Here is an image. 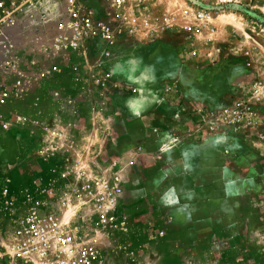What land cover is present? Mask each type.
Returning a JSON list of instances; mask_svg holds the SVG:
<instances>
[{
	"label": "rangeland",
	"instance_id": "obj_1",
	"mask_svg": "<svg viewBox=\"0 0 264 264\" xmlns=\"http://www.w3.org/2000/svg\"><path fill=\"white\" fill-rule=\"evenodd\" d=\"M63 1L38 0L47 11L45 19L23 20L0 36V84L6 80L4 44L11 39L22 70L38 75L35 93L62 89L72 98L79 109L63 120L93 134L106 161L123 155L124 165L129 150L144 145L145 154L123 169L128 231L112 237L113 263L264 264V98L257 103L255 127L225 154V141L187 130L184 118L169 126L175 115L165 110L170 101L162 91L171 84L175 89L169 96L185 94L193 103L249 98L250 84L264 80V0H198L212 12L204 27L183 15L186 0H151L175 22L153 34L134 33L116 54L118 63L124 56L134 64L141 60L146 74L141 78L163 107L145 113L137 112L134 102L129 113L122 110V95L97 94L83 59L42 51L41 42L50 41L64 12ZM129 77L140 79L133 73ZM44 98L43 117L53 119V101ZM93 101L113 111L91 118ZM31 112L25 114L36 119L41 114ZM46 147L39 125L0 127V251L24 211L25 193L61 161V151L50 157ZM253 184L257 188L247 191ZM220 196L229 201L228 209L221 207L218 217L214 203L208 220L206 201Z\"/></svg>",
	"mask_w": 264,
	"mask_h": 264
},
{
	"label": "built area",
	"instance_id": "obj_2",
	"mask_svg": "<svg viewBox=\"0 0 264 264\" xmlns=\"http://www.w3.org/2000/svg\"><path fill=\"white\" fill-rule=\"evenodd\" d=\"M63 2L64 12L50 41L41 42L42 51L83 59L97 94L129 90L114 68L116 54L130 36L140 31H163L175 22L168 13L156 10L151 0ZM211 13L201 2L190 0L183 8V15L202 27L210 22ZM46 17L47 11L38 0H0V36L23 20ZM4 48L6 80L0 84V127L39 125L47 145L46 155L55 156L56 143L74 140L73 122L62 117L72 115L78 107L62 89H39L35 93L38 75L22 70L16 43L7 39ZM174 89L168 84L163 91L171 93ZM130 90L134 93L137 87L130 85ZM45 96L53 101V119L43 117ZM263 98L264 80L257 79L250 84L249 98L218 103L185 102L184 125L203 137L221 138L227 144L224 153L230 154L242 133L257 124V103ZM96 108L101 110V106ZM31 111L41 112L38 119L25 114ZM67 151H61L66 166L52 169L25 193L24 211L15 219L7 244L0 251L3 264H114L109 254L112 237L128 231L127 217L122 212L123 169L127 162L145 154V147L136 144L130 149L124 165L120 163L123 155L111 161L95 157L84 165Z\"/></svg>",
	"mask_w": 264,
	"mask_h": 264
},
{
	"label": "crops",
	"instance_id": "obj_3",
	"mask_svg": "<svg viewBox=\"0 0 264 264\" xmlns=\"http://www.w3.org/2000/svg\"><path fill=\"white\" fill-rule=\"evenodd\" d=\"M114 70H116V72L118 73L121 83H123L125 86H127L125 84V83H127L129 86V90L125 89L126 91H124V92L121 90L114 92L117 95L124 96L122 99L124 101L121 103L122 110H125L127 113H129V105L131 102L135 103L137 112H144L145 113V112L149 111L150 109H154V110L155 109H161L159 111L163 110V107L159 108L158 107L159 104L155 103L153 101V98H152L153 92L151 91L150 87H147V85H146V83L148 81L147 80L144 81L143 78H141V75H143V77L146 75L145 69H143V65L141 63V60H139L138 62H136V64H134L132 60H128V58L124 56L121 59V61H119V63L116 62ZM132 73L136 76V78H140L139 80L137 79L138 82L133 81V78L129 77L130 74H132ZM132 81L135 82V85H137L136 86L137 91L134 93L131 92V90H130V85H132L131 83H133ZM151 81H152V79H151ZM165 93L166 92L163 91V94H165ZM168 94L164 95L170 101V103H168L169 105L166 106L167 109H165V110H168L173 115H175L171 119L169 126H171L172 124L177 125L179 120H181L183 118L186 120V115H185L186 113L183 110V106H184L185 102L190 101V98L187 97L185 94L181 95L180 93L174 95L173 97H172L173 94H171V96H169ZM37 95H39V94H37ZM40 95L43 96L42 93H40ZM125 96H127V97H125ZM170 104H172V105H170ZM97 106H101V110H98L96 108ZM77 107H79V106L77 105ZM89 111L91 113V118L92 117L95 118L100 113H106L107 114L108 111H113V108H110L108 106L105 107V105H103L101 101H93L92 106H91ZM174 112H175V114H174ZM177 114H179V115H177ZM176 115H177V117H179V119H175ZM160 120H164V119L160 118ZM185 120H184V122H185ZM72 132H73V135L75 137L71 143L59 141L58 143L55 144V148H56L55 156L60 151L67 149L68 150L67 152L71 155V157L73 159L81 162L84 165L86 163H88L89 161H91L92 159H94L95 157H98L99 159H102V160L105 159V157L103 156V149L100 148L101 145L100 146L98 145L99 144L98 141H96L98 144L95 143V138L93 137V134H91V133L89 134V133H87V131L84 132L82 130H79V128H75V125L73 127ZM138 144H140V143H138ZM58 157H60V155H58ZM59 162L60 163H57V167L60 168V167L66 166V164H65L66 160L61 159V161H59ZM257 186H258L257 184H253L252 186L249 185L246 188V190L251 191V190L257 188ZM223 188H224L223 185H220V187H218V189H221L222 192H223ZM259 188H261V187H259ZM207 191H208V189H207ZM222 198H223V196L218 197L215 200V202L213 200H210V201L207 200L206 201L205 205L208 207V213H206L208 220H210L209 215L212 213V207L214 208V203H216L215 209H218L216 211L218 217H219V215H221L219 212V209H221V207L224 209L225 208L228 209L227 206H228L229 201L222 199ZM225 203L227 206H225ZM205 205H204V207H205Z\"/></svg>",
	"mask_w": 264,
	"mask_h": 264
},
{
	"label": "water",
	"instance_id": "obj_4",
	"mask_svg": "<svg viewBox=\"0 0 264 264\" xmlns=\"http://www.w3.org/2000/svg\"><path fill=\"white\" fill-rule=\"evenodd\" d=\"M191 2H193V3H196V4H198L199 3V1L198 0H190Z\"/></svg>",
	"mask_w": 264,
	"mask_h": 264
}]
</instances>
